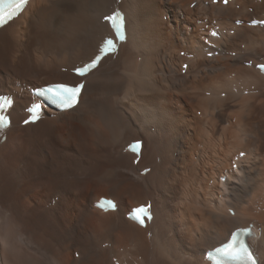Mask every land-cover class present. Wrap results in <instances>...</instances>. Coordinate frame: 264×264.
Listing matches in <instances>:
<instances>
[{
  "label": "bare ground",
  "instance_id": "bare-ground-1",
  "mask_svg": "<svg viewBox=\"0 0 264 264\" xmlns=\"http://www.w3.org/2000/svg\"><path fill=\"white\" fill-rule=\"evenodd\" d=\"M116 8L127 41L84 78L80 104L22 125L34 88L82 79L72 69L113 35L103 17ZM253 20L264 0H30L0 28V95L15 97L0 137V264H211L207 251L250 223L264 264V26ZM101 196L118 209L96 207ZM140 204L154 213L146 228L127 218Z\"/></svg>",
  "mask_w": 264,
  "mask_h": 264
},
{
  "label": "snow or ice",
  "instance_id": "snow-or-ice-1",
  "mask_svg": "<svg viewBox=\"0 0 264 264\" xmlns=\"http://www.w3.org/2000/svg\"><path fill=\"white\" fill-rule=\"evenodd\" d=\"M216 2V0H213ZM229 0H223V3L227 5ZM29 3V0H0V27H3L6 23L17 17L24 10L25 6ZM110 24H114L113 36L103 41V47L98 49L97 54L89 62L85 63L81 67L74 69L75 74L81 78L87 77L93 72L106 57L118 50L117 41L123 43L126 41V33L122 31L123 28V17L121 14L116 13L105 17ZM120 21V23H115ZM240 23V21H237ZM261 23L264 21H253V24ZM213 36L217 35L216 32L212 33ZM212 53L209 52V56ZM187 67V66H185ZM264 69V64L259 66ZM85 88L84 83L67 84L58 83L47 89L43 90L40 95L44 98V101L48 105L55 106L61 111H68L75 109L81 101V96ZM11 104L10 101L3 105H0V109L7 107ZM29 113L28 118L23 121L24 125L37 123L43 113V105L41 103H34L26 109ZM11 119L9 116L0 114V129H5L11 126ZM142 147L139 141L129 145V151L139 154L138 150ZM244 155L243 152L240 153ZM235 167V165H234ZM98 206L102 210H115V202L108 199H103L99 202ZM148 206H141L133 210L130 214V219L138 222L141 226H145L146 220L151 219V215L147 210ZM235 213H233L234 215ZM251 235L249 229H237L231 233L230 240L223 245V247L216 249L219 256L222 258L221 264L225 261H236L238 264H258L257 257L253 254L249 244L243 238L244 236Z\"/></svg>",
  "mask_w": 264,
  "mask_h": 264
},
{
  "label": "rangeland",
  "instance_id": "rangeland-1",
  "mask_svg": "<svg viewBox=\"0 0 264 264\" xmlns=\"http://www.w3.org/2000/svg\"><path fill=\"white\" fill-rule=\"evenodd\" d=\"M189 8L190 9H194L195 8V3H193V4H191V5H189ZM191 29H192V26L190 27ZM194 28V27H193ZM207 30L209 29V27L207 26V27H205ZM215 55H217V54H215ZM250 60H254L253 58H248V61H250ZM247 61V62H248ZM247 67L248 66H251V65H247V64H245ZM63 70H65V69H63ZM185 72V69L182 71V73H184ZM256 91H258V90H256ZM250 93V92H249ZM223 95V94H222ZM256 101H258V102H260V98H258V99H255ZM204 145H206V143L205 142H202V144H201V146L203 147ZM229 148H230V146H227L226 147V151H229ZM209 150L211 151V149L209 148ZM256 151V150H255ZM212 152V151H211ZM221 152H222V150H221ZM258 152V151H257ZM260 152L261 153H264V148H261L260 149ZM224 154V153H223ZM211 163H209V164H203V166H205L204 168H206V169H208V168H210L211 167ZM197 167H202L201 165H198ZM214 170V172H215V169H213ZM210 180H209V185L211 184V178H209Z\"/></svg>",
  "mask_w": 264,
  "mask_h": 264
}]
</instances>
